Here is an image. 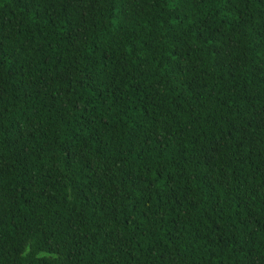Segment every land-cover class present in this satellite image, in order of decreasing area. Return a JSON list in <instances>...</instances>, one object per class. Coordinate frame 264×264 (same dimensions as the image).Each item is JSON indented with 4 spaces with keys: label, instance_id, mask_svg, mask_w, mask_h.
<instances>
[{
    "label": "trees",
    "instance_id": "16d2710c",
    "mask_svg": "<svg viewBox=\"0 0 264 264\" xmlns=\"http://www.w3.org/2000/svg\"><path fill=\"white\" fill-rule=\"evenodd\" d=\"M0 264H264V0H0Z\"/></svg>",
    "mask_w": 264,
    "mask_h": 264
}]
</instances>
